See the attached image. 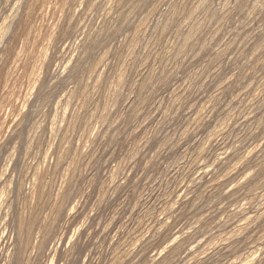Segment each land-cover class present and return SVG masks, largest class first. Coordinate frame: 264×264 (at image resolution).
Masks as SVG:
<instances>
[{
  "label": "rangeland",
  "instance_id": "374dc122",
  "mask_svg": "<svg viewBox=\"0 0 264 264\" xmlns=\"http://www.w3.org/2000/svg\"><path fill=\"white\" fill-rule=\"evenodd\" d=\"M0 264H264V0H0Z\"/></svg>",
  "mask_w": 264,
  "mask_h": 264
}]
</instances>
